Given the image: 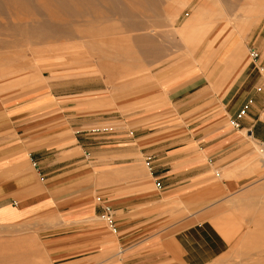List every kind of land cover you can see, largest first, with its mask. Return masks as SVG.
Masks as SVG:
<instances>
[{
    "label": "crops",
    "instance_id": "0c3cea01",
    "mask_svg": "<svg viewBox=\"0 0 264 264\" xmlns=\"http://www.w3.org/2000/svg\"><path fill=\"white\" fill-rule=\"evenodd\" d=\"M201 2L193 5L192 20L181 30L197 31L193 44L204 45L198 64L211 58L217 64L206 72L186 68L162 77L164 88L147 96L162 93L156 105L162 109L133 111L135 117L125 121V137L113 138L108 132L102 142L123 143L119 147L94 149V124L81 118L79 96L68 99L74 93L49 89L39 98L21 101L0 95V224L58 211L63 223L44 234L50 264H202L223 250L225 240L203 213L256 175L253 143L264 142V86L253 89L259 78L253 62L241 66L242 40L231 37L223 45L222 38L221 45L217 38L224 35V24L196 21ZM213 28L219 29L208 38ZM48 92L61 100L42 101ZM125 115L119 114L122 119ZM71 140L77 146L58 149ZM78 146L89 148L87 162L67 156ZM116 154L128 155L125 167L139 165L141 155L155 191L126 190L108 200L97 196L95 203L91 190L97 174L112 169L96 158ZM104 205L112 211L114 232H106L94 219L101 217ZM113 210L120 211L119 220ZM184 212L198 215V222L170 231L169 222L187 220ZM116 247L121 256L114 253Z\"/></svg>",
    "mask_w": 264,
    "mask_h": 264
},
{
    "label": "rangeland",
    "instance_id": "374dc122",
    "mask_svg": "<svg viewBox=\"0 0 264 264\" xmlns=\"http://www.w3.org/2000/svg\"><path fill=\"white\" fill-rule=\"evenodd\" d=\"M135 1L0 0V95L21 101L39 98L49 89L58 94L74 93L68 99L79 96L81 118H89L94 124L90 125L95 131L94 149L119 147L123 143L102 142L107 140L108 132L113 138L125 137L123 131L129 128L125 121L135 117L133 111L152 113L162 109L156 106L162 93L147 97L160 86L164 88V81L159 82L162 77L186 68L206 72L217 64L212 58L198 64L196 59L204 45L193 44L197 31L181 30L186 21L192 20L193 5L201 1L196 21L205 25L216 20L218 27L224 24V35L217 38L221 45L222 38L223 45L231 37L242 40L241 66L248 60L253 62L259 75L253 89H262L264 0ZM218 29H211L207 37ZM252 47L258 52L256 58L249 54ZM210 52H216L212 45ZM46 94L48 97L42 101L61 100ZM138 97L144 98L122 107ZM119 114L127 115L122 119ZM72 146H77L73 140L58 149ZM253 146V180L230 194L224 203L211 205L203 213L211 218L225 244L221 252L202 264H264V142H254ZM88 151V147L78 146L66 154L87 162ZM126 156L96 158V162L103 160L112 169L110 173L97 174L95 189L91 190L95 198L115 197L126 190L155 191L153 177L141 155L139 165L128 167L122 165ZM35 165L32 162L30 167L36 172ZM98 199L94 201L97 204ZM113 211L119 220L120 211ZM183 215L187 220L169 222L170 231L198 222V215ZM94 219L106 232H113L99 215ZM61 220V214L53 211L0 224V264H50L44 234L55 232ZM114 253L121 256L117 247ZM184 263L189 264H175Z\"/></svg>",
    "mask_w": 264,
    "mask_h": 264
},
{
    "label": "built area",
    "instance_id": "2783aa9c",
    "mask_svg": "<svg viewBox=\"0 0 264 264\" xmlns=\"http://www.w3.org/2000/svg\"><path fill=\"white\" fill-rule=\"evenodd\" d=\"M249 54L251 55L252 58H256L258 56V52L253 47L249 49ZM242 113H243V110L241 111V114ZM231 123L234 124L235 126H238V123L235 122L234 120H231ZM147 165H149V164L147 163ZM156 186H157V188L160 189L161 188L160 182L157 181ZM101 217L103 218L104 221L107 222L108 227L114 232L116 230V227H115V224L113 221L112 211L108 205L103 206V212L101 214Z\"/></svg>",
    "mask_w": 264,
    "mask_h": 264
},
{
    "label": "bare ground",
    "instance_id": "6f19581e",
    "mask_svg": "<svg viewBox=\"0 0 264 264\" xmlns=\"http://www.w3.org/2000/svg\"><path fill=\"white\" fill-rule=\"evenodd\" d=\"M136 1H137V0H136ZM136 1H135V2H136ZM119 7H120V6H119ZM110 9H111V8H110ZM126 9H127V8H126ZM128 20H130V19H128ZM222 225H223V224H222ZM220 227H221V226H220Z\"/></svg>",
    "mask_w": 264,
    "mask_h": 264
}]
</instances>
